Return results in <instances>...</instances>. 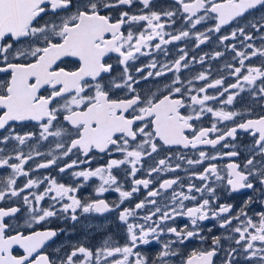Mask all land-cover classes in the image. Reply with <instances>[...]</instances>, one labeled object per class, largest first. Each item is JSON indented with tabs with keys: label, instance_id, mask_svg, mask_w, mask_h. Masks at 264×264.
I'll return each mask as SVG.
<instances>
[{
	"label": "snow or ice",
	"instance_id": "1",
	"mask_svg": "<svg viewBox=\"0 0 264 264\" xmlns=\"http://www.w3.org/2000/svg\"><path fill=\"white\" fill-rule=\"evenodd\" d=\"M0 264H264V0H0Z\"/></svg>",
	"mask_w": 264,
	"mask_h": 264
},
{
	"label": "flooded vegetation",
	"instance_id": "2",
	"mask_svg": "<svg viewBox=\"0 0 264 264\" xmlns=\"http://www.w3.org/2000/svg\"><path fill=\"white\" fill-rule=\"evenodd\" d=\"M170 49H172V53H171V56H175L176 53H175V45H169L168 46ZM202 49L204 51H211V47L209 45H204L202 46ZM197 52H200L201 50L200 49H197L196 50ZM193 53L190 52V55H192ZM144 59H147V58H144ZM160 59H164L163 56L160 57ZM214 65L216 64V62H212ZM196 68H200L201 66L200 65H196L195 66ZM167 78H160V82H157V81H150V82H143L144 83V87L146 89H152V90H156V88H162L163 87V81H165ZM44 171V170H42ZM55 174V173H54ZM171 175V174H170ZM179 175L181 176H184V173L181 172L179 173ZM65 179H67V177H65ZM197 183H199L197 181ZM90 190L89 189H84L82 190V192L87 195V193L89 192ZM250 193H245V192H241V193H236V194H233L232 197H229L227 196L226 194H221V202H228V203H233L235 205H239L243 202L244 199H246V196L249 195ZM109 195V198H113L115 196V194H108ZM253 208L256 209V210H260V205L257 203L256 205H253ZM59 222H56L54 223L53 225H51L52 227H56L57 224ZM183 223H186V221H183V220H178L177 221V224H180L182 225ZM215 221H206L205 222V234H207L209 237H211L213 234L215 235H219L223 230L219 229L218 227H213V225H215ZM208 227H212L213 228V231L212 232H207V228ZM83 238V237H81ZM61 241H63V237H61ZM99 241L97 240V243ZM193 243H197L198 242H193ZM59 246V244L57 245ZM148 248H151L152 251H149L147 252L146 254L149 255V256H154L155 255V251L156 249L158 248V246L156 245H150V246H147ZM191 247H192V244L189 245V249L188 250H191Z\"/></svg>",
	"mask_w": 264,
	"mask_h": 264
}]
</instances>
